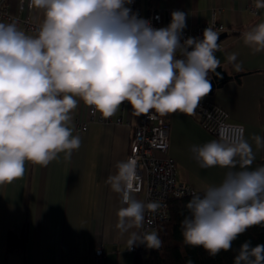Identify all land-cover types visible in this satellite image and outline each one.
Returning a JSON list of instances; mask_svg holds the SVG:
<instances>
[{
	"label": "clouds",
	"instance_id": "clouds-1",
	"mask_svg": "<svg viewBox=\"0 0 264 264\" xmlns=\"http://www.w3.org/2000/svg\"><path fill=\"white\" fill-rule=\"evenodd\" d=\"M133 0H29L42 20L33 33L16 21L0 22V185L22 178L26 163L45 167L63 154L79 150L74 134L79 102L102 118H111L127 103L150 120L157 116L197 113L212 91L210 74L221 68L216 53L220 32L212 26L203 38L182 39L186 13H171L166 27L155 28L130 5ZM255 7L264 9V0ZM253 55L264 52V22L241 34ZM239 54L226 61L244 71ZM255 145V150L253 148ZM264 137L217 139L190 146L201 169H226L218 184L191 192L181 221L184 244L202 246L211 256L228 251L253 226L264 227V165L252 167ZM133 157L116 163L107 183L120 197L116 228L127 247L162 246L147 214L166 208L161 199L141 200ZM149 225L148 228L145 225ZM187 264H192L191 260ZM234 264H264V244L244 242Z\"/></svg>",
	"mask_w": 264,
	"mask_h": 264
},
{
	"label": "crops",
	"instance_id": "crops-1",
	"mask_svg": "<svg viewBox=\"0 0 264 264\" xmlns=\"http://www.w3.org/2000/svg\"><path fill=\"white\" fill-rule=\"evenodd\" d=\"M138 1L143 17L151 6L185 12L186 28L209 21L213 11L218 10V18L228 32L219 42L222 47L216 56L221 68L233 78L201 102L224 108L233 123L244 125L246 138L252 134L264 137V52L253 55L241 36L264 21V9L255 7L256 0ZM8 2L12 13L41 22L39 10L20 11V0ZM233 52L239 54L244 71L237 73L227 63L226 57ZM88 110L89 106L79 102L73 123L74 134L81 136L82 143L70 158L60 154L59 159L45 167L26 163L22 178L0 185V264H94V253L100 247L105 249L106 264H134L137 253L129 251L127 236L116 228L120 197L111 190L107 180L115 174L116 163L129 157L133 127L139 115L125 103L110 122L101 123L98 117L91 120ZM166 116L171 126L169 155L178 165V180L197 192L218 184L226 169H201L190 152L191 145L217 137L195 115ZM85 121L88 130L81 132L78 125ZM263 160L264 151L257 152L252 167L261 165ZM135 195L144 200V195ZM10 231L21 239L12 252H8ZM146 249L147 246L139 253L145 256Z\"/></svg>",
	"mask_w": 264,
	"mask_h": 264
},
{
	"label": "built area",
	"instance_id": "built-area-1",
	"mask_svg": "<svg viewBox=\"0 0 264 264\" xmlns=\"http://www.w3.org/2000/svg\"><path fill=\"white\" fill-rule=\"evenodd\" d=\"M29 0H20V11L30 9ZM134 12H139V1L133 0L130 5ZM255 8H252V11ZM171 10L151 6L147 15L143 18L149 19L153 27H166L171 22ZM16 21L19 27L28 32H34L39 26V22L32 21L29 17H20L11 12V6L8 0H0V22ZM264 22V21H263ZM208 26L214 27L220 34L228 32V28L218 18V10H214L212 18L196 27L185 28L182 39L188 37L203 38V31ZM220 47H222L220 45ZM89 117L94 120L98 117L99 122L107 123L111 118H102L99 113H94L89 106ZM195 116L198 117L201 125L210 133L218 138L220 130L224 129L225 138L229 141L234 140L239 135V130L246 129L244 125L233 123L230 120L229 113L221 106L211 102H200ZM120 122V120L118 121ZM133 137L129 157L138 161L137 175L140 180L136 185L139 189L136 194L144 195V200L161 199V203H166V208H161L159 214H147L146 219L152 221L151 228L157 230L160 224L170 220V202L174 199H180L191 196V192H197L192 186L181 182L177 177L178 165L169 155L170 149V121L167 116H157L150 120L146 115L140 114L136 125H134ZM78 130L86 132L88 122H80ZM146 228L149 225H145ZM146 245L135 244L129 248L130 252L139 253ZM94 264H106V252L104 247L96 249L94 253Z\"/></svg>",
	"mask_w": 264,
	"mask_h": 264
},
{
	"label": "trees",
	"instance_id": "trees-1",
	"mask_svg": "<svg viewBox=\"0 0 264 264\" xmlns=\"http://www.w3.org/2000/svg\"><path fill=\"white\" fill-rule=\"evenodd\" d=\"M261 165H264V160ZM190 199L191 196H187L170 202V220L160 224L157 229L162 246L159 249H151L147 257L137 253L134 264H187L189 260L192 264H234V257L244 242L249 241L252 246L264 244V227L262 226L249 228L232 242L230 250H222L215 256L209 255L202 246L192 247L184 244L181 221L187 214L185 205ZM20 240L16 232L10 231L8 252L14 251L19 246Z\"/></svg>",
	"mask_w": 264,
	"mask_h": 264
},
{
	"label": "water",
	"instance_id": "water-1",
	"mask_svg": "<svg viewBox=\"0 0 264 264\" xmlns=\"http://www.w3.org/2000/svg\"><path fill=\"white\" fill-rule=\"evenodd\" d=\"M227 36L226 33H223V34H220V37H219V40H218V43L224 39L225 37ZM216 72L219 73V75H216L214 73H212L211 77H210V80H211V83L213 85L212 87V91L209 93V94H212L213 91L218 88V87H221L222 84L228 80V79H231L233 78L232 76L228 75V73L226 71H224L222 68H217L216 69ZM240 76H235L236 79H238Z\"/></svg>",
	"mask_w": 264,
	"mask_h": 264
},
{
	"label": "rangeland",
	"instance_id": "rangeland-1",
	"mask_svg": "<svg viewBox=\"0 0 264 264\" xmlns=\"http://www.w3.org/2000/svg\"><path fill=\"white\" fill-rule=\"evenodd\" d=\"M150 250H151V248L146 249V253H145L146 257L149 256Z\"/></svg>",
	"mask_w": 264,
	"mask_h": 264
}]
</instances>
